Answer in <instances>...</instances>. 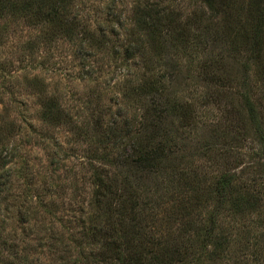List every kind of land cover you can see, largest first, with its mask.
Returning <instances> with one entry per match:
<instances>
[{
    "label": "trees",
    "instance_id": "1",
    "mask_svg": "<svg viewBox=\"0 0 264 264\" xmlns=\"http://www.w3.org/2000/svg\"><path fill=\"white\" fill-rule=\"evenodd\" d=\"M77 1L0 0V21L39 30L29 52L81 40L138 71L116 112L87 102L73 114L32 80L45 123L74 135L82 188L59 227L45 226L58 186L36 189L18 239L7 224L16 127L0 128V264H264V0H197L188 14L139 0L128 17L113 2L99 26Z\"/></svg>",
    "mask_w": 264,
    "mask_h": 264
},
{
    "label": "rangeland",
    "instance_id": "2",
    "mask_svg": "<svg viewBox=\"0 0 264 264\" xmlns=\"http://www.w3.org/2000/svg\"><path fill=\"white\" fill-rule=\"evenodd\" d=\"M136 1L139 0H78L76 9H80L93 26H99L104 23L113 2L115 13L128 17ZM162 1L188 14L194 10L197 0ZM39 35L37 28L23 21H0V128L9 131L8 124L13 123L16 127L14 137L8 142L9 152L15 157L9 165L13 180L7 224L8 230L16 233L18 239L24 237L23 229L26 228L19 222L18 213L31 203L36 189L58 186L54 198L60 210L54 218L46 219L45 226L59 227L56 220L69 214L66 209L70 208L68 204L75 195L74 187H79L76 178L82 175L74 135L67 128L45 123L42 117L45 96L38 94L32 80L40 79L47 93L56 95L73 114L84 110L87 102H91L92 107L98 105L100 110L116 112L124 106L122 87L129 77L132 78L127 73L138 71L134 64L126 67L121 61L111 59L104 50L89 48L81 40L63 39L49 46L38 45L33 52L25 50ZM107 37L112 38L110 34ZM202 95L201 91L194 94L189 91L181 96L191 101L201 99ZM218 117L217 111L212 110L210 119L216 121ZM54 158L58 164L53 163ZM43 222L41 219L39 225Z\"/></svg>",
    "mask_w": 264,
    "mask_h": 264
}]
</instances>
